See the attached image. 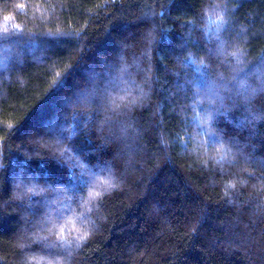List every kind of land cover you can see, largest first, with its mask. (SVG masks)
I'll use <instances>...</instances> for the list:
<instances>
[{"label":"trees","instance_id":"1","mask_svg":"<svg viewBox=\"0 0 264 264\" xmlns=\"http://www.w3.org/2000/svg\"><path fill=\"white\" fill-rule=\"evenodd\" d=\"M0 264H264V0H0Z\"/></svg>","mask_w":264,"mask_h":264},{"label":"snow or ice","instance_id":"2","mask_svg":"<svg viewBox=\"0 0 264 264\" xmlns=\"http://www.w3.org/2000/svg\"><path fill=\"white\" fill-rule=\"evenodd\" d=\"M104 183H107V182H104ZM95 195H99V193H95ZM83 237H81V239H82Z\"/></svg>","mask_w":264,"mask_h":264}]
</instances>
